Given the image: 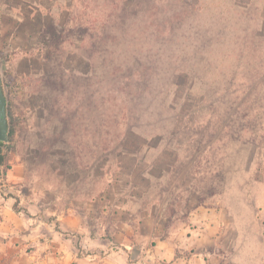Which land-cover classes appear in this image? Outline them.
<instances>
[{"label": "rangeland", "instance_id": "obj_1", "mask_svg": "<svg viewBox=\"0 0 264 264\" xmlns=\"http://www.w3.org/2000/svg\"><path fill=\"white\" fill-rule=\"evenodd\" d=\"M39 21L62 43L44 46ZM127 69L143 72L135 95ZM0 75L17 209L78 214L133 254L216 215L215 264L264 259V0H0Z\"/></svg>", "mask_w": 264, "mask_h": 264}, {"label": "crops", "instance_id": "obj_2", "mask_svg": "<svg viewBox=\"0 0 264 264\" xmlns=\"http://www.w3.org/2000/svg\"><path fill=\"white\" fill-rule=\"evenodd\" d=\"M22 167L20 164L9 166L5 171V182H22ZM260 191L264 192V185ZM17 197L6 195L0 185V264H215V254L202 248L216 243L227 244L222 235L221 220L211 215L205 221H199L200 228L180 243L169 238L160 239L146 254L139 251L133 254L124 241L91 236L89 227L78 214L52 213L55 216L50 218L48 209L35 202H21V209H17ZM257 214L259 217L264 215V206ZM232 216L236 230H240L233 242L235 254V247L245 242V232L237 217ZM224 224L226 232L228 224ZM180 248L189 249L191 254L182 256ZM226 262L238 264L233 256ZM256 264H264V259Z\"/></svg>", "mask_w": 264, "mask_h": 264}, {"label": "trees", "instance_id": "obj_3", "mask_svg": "<svg viewBox=\"0 0 264 264\" xmlns=\"http://www.w3.org/2000/svg\"><path fill=\"white\" fill-rule=\"evenodd\" d=\"M123 9L126 7V3L128 2V0H120ZM124 15H121L120 18H123ZM38 38L39 41L44 45V46H49V47H55L58 44H61L62 41L60 42L61 38V31L57 28V25H55L54 23H50L48 25L45 24L44 21H39V31H38ZM85 40V36L84 37H79V41L81 43H83ZM93 43L90 42V46H92ZM49 56L50 54H46L45 55V62H49ZM92 59L89 57V55L83 56V60L78 61L80 63L79 67H80V71L81 74H85L87 72L92 71V64H91ZM43 65V64H42ZM118 72H122L121 70H118ZM126 76H127V80L129 81V83H125V85H123V90H129L131 91L134 95L136 93H134V88L138 87L139 85H142L140 82L142 81L143 78V72L137 71V70H126ZM47 75L45 69H43V77H45ZM50 75H54V74H50ZM61 79V78H60ZM134 80V81H133ZM139 81V84L138 82ZM129 92L126 93L125 95L128 97L129 96ZM14 137V130L12 127H8V132H7V142L3 143L0 142V173H2L3 175H5V171L9 168V166L7 165V161H8V154L10 152V150L12 149L11 147V143ZM126 143V139H121L119 140V146L123 147L124 144Z\"/></svg>", "mask_w": 264, "mask_h": 264}, {"label": "water", "instance_id": "obj_4", "mask_svg": "<svg viewBox=\"0 0 264 264\" xmlns=\"http://www.w3.org/2000/svg\"><path fill=\"white\" fill-rule=\"evenodd\" d=\"M8 123L5 86L0 75V142H7Z\"/></svg>", "mask_w": 264, "mask_h": 264}]
</instances>
